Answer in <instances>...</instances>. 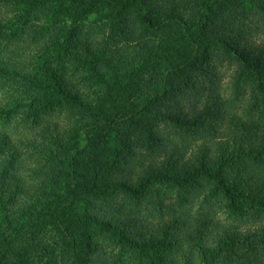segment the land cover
<instances>
[{
  "label": "rangeland",
  "instance_id": "obj_1",
  "mask_svg": "<svg viewBox=\"0 0 264 264\" xmlns=\"http://www.w3.org/2000/svg\"><path fill=\"white\" fill-rule=\"evenodd\" d=\"M43 1H13L2 5L5 11L0 7V17L4 13L12 20L0 27V59L9 61L10 47L14 71L37 77L35 83L28 82L25 87L31 99L19 103L16 92L22 87V75H14L13 81L10 74L0 72V131L9 136L13 145L27 138L47 143L51 139L41 137L46 126L53 134L69 129L82 135V119L105 123L102 117L113 115L103 152L109 163L105 170L112 180L133 178L135 185L146 163L168 166L172 173L183 175L185 162L191 166L200 162L207 167L218 162L222 180L234 188H246L250 178L253 185L264 181V162H249L234 147L226 148L223 158L230 160L225 165L217 158V149L221 143L224 146L233 119L243 120V126L257 122L260 127L256 135L263 134L264 81L259 84L249 72L241 75L239 59L215 40L220 32L214 31L206 39L201 31L205 0H179L180 19L176 25L164 21L156 29L140 22L135 0H90V5L99 2V9L91 12L83 11V0H64L54 8L48 0ZM234 4L233 12L224 13L228 20L226 32H231L226 36L229 42L238 52L248 46L264 48V0H237ZM48 8L51 18L57 16L52 23H44L42 17ZM56 42L62 44L61 53L53 47ZM75 54L87 57L84 59L88 62L82 60L75 66ZM182 58L192 63L190 74L180 87L167 89L166 76ZM48 78L54 81L50 86L45 84ZM59 92L78 100L65 105ZM205 106L210 107L208 117L197 113ZM176 116L186 126L178 125ZM49 169L44 156L37 157L30 149L24 151L15 169H0V224L13 225L1 236L14 244L34 236L36 241L50 244L52 255L57 257L61 252L56 238L59 215L58 211L51 213L47 206L52 201L59 203L61 187L49 180ZM116 189L97 197H83L77 203L74 214L78 222L90 228L86 235H95L91 239L97 242L94 257L85 264H120L112 258L119 250L114 234L93 229L94 223L86 215L94 203L96 207L115 204L117 210L107 209H113L112 219L136 214L139 225L159 221L161 215L178 218L173 238L148 254L150 258H160L155 264H184L183 256L189 249L182 240L187 231L201 234L202 242L214 244L225 241L232 233L244 234L264 224V204L260 200H230L214 180L196 171L183 179L150 182L138 195ZM39 222L40 227L35 225ZM45 223L46 229L42 227ZM198 241L196 237L194 242ZM31 245L40 247L36 242ZM50 256L35 253L34 261L23 264H48ZM122 259L123 264L152 262L143 253L133 257L127 253Z\"/></svg>",
  "mask_w": 264,
  "mask_h": 264
},
{
  "label": "trees",
  "instance_id": "obj_2",
  "mask_svg": "<svg viewBox=\"0 0 264 264\" xmlns=\"http://www.w3.org/2000/svg\"><path fill=\"white\" fill-rule=\"evenodd\" d=\"M21 0H0V7L2 5H8L9 3ZM46 1V0H44ZM43 1V2H44ZM50 5L60 6L64 0H48ZM80 1V0H79ZM159 2L157 5H152L153 2ZM224 1V3L221 2ZM237 0H205L207 7L205 8V17L201 26V31H204L206 39H210L211 33L220 32L219 36L215 37L217 42H220L227 48L228 53L232 54L234 58L239 59L241 62L242 73L244 76L252 74L259 82L264 81V48H252L250 46L239 50L229 42L230 30L226 32L225 24L228 22L224 17V13L235 9V2ZM81 3L85 5L84 10L88 9L91 12L92 9H99L97 5L98 1L90 5V0H83ZM234 4V5H233ZM44 6V4H42ZM134 9L137 13V17L145 26L150 29H156L163 25L165 22L168 24L177 23L180 19V13L178 7L181 5L179 0H135L133 3ZM42 6V7H43ZM3 11L5 8L2 7ZM46 9V8H45ZM50 8L45 10L42 17L45 18L44 23H52ZM58 12V11H57ZM233 12V11H232ZM58 14V13H57ZM56 14V15H57ZM212 17V19L210 18ZM11 18L4 13L0 17V27L3 24H10ZM165 21V22H164ZM215 21V22H214ZM1 42V38H0ZM12 42L9 41V44ZM13 44V43H12ZM85 50L88 49V42H85ZM51 46L46 47V50H50ZM58 53L62 51V44L58 42L53 44ZM62 48V49H61ZM8 47L9 61H3L0 59V72L14 75H22V87L16 93H18L17 102L24 103L26 100H30V92L26 90L28 82H34L35 78L29 76L25 72L18 73L14 71L12 63L14 62V52ZM85 56L75 54L72 56L74 65L78 62L87 63L88 60L84 59ZM87 58V57H85ZM88 59V58H87ZM186 62V63H185ZM192 63L187 61V58H182L176 61L174 67L168 72L166 76L165 85L170 89H176L181 86L183 80L189 76ZM54 77V74H51ZM33 79V80H32ZM17 80V79H16ZM15 80V81H16ZM45 84L51 85L52 78L45 80ZM35 83V82H34ZM62 91V90H61ZM58 94L61 95L59 92ZM67 96L62 93V103L69 105L75 103L78 99ZM22 96V97H21ZM210 107L205 106L201 108L197 113H201L204 117H208ZM113 115L102 117V121L105 123L91 121L90 119L83 120L84 132L81 135L77 131H70L69 129H63L61 132L56 131L52 133L49 127H45L42 130L43 139L51 140L47 143L37 142L32 139H26L25 141H19L20 144L13 145L9 136L0 131V158L4 161H0V169H15L16 163L21 160L24 151L30 149L34 155L44 156L45 161L50 168L49 180L56 182L60 185V192H58L59 203L51 202L49 206L50 212L58 211L56 220V230L60 245V256L56 257L53 251L50 250V244L47 242L40 243L36 241L34 236L31 240L22 241L21 243L14 242L1 236L6 233L10 222L5 225L0 224V264H23L24 261H34V255L40 253H46V258L50 255L48 264H85L94 257L93 251H95L97 242H94L91 238L87 237L86 232L89 233L90 228L82 227L77 220L76 213L77 203L82 200L83 197L101 195L108 190L117 188L116 191L121 189L125 194L138 195L142 193V190L146 185L153 181H160L163 179H172L174 177L183 179L188 177V173L193 172L201 173L207 178L214 180L217 188L222 194L230 200L236 199H248L250 201H261L264 204V181L252 184V178L248 181L246 188H234L233 185L224 182L220 173V164L214 162L212 166H205L203 163H197L191 166L190 163L185 162L183 165V175L179 172H173L166 166L161 168L159 164L152 165L146 163L143 173L138 175L135 185H133V178L130 180H120V182L112 180L109 176V172L105 170L109 167V163L105 161L103 152L105 149V141L108 137V124L114 122ZM131 116L129 118H133ZM180 116H176L175 120L178 125L186 124L181 121ZM198 119V118H197ZM234 120L231 129L229 130V136L224 143L221 142L217 151V158L222 160V164H226L230 159L223 158L226 148L234 147V151H237L242 157L247 158L249 162H264V132L258 136L257 130L259 129V123L255 122V125L245 124L243 126V120ZM81 120H79L80 122ZM236 121V122H235ZM57 128V125H55ZM186 128V127H185ZM58 129V128H57ZM48 137V138H47ZM84 141V145H82ZM25 148L24 150H21ZM180 165V162H178ZM196 169V170H194ZM182 170V171H183ZM6 182V180H1ZM260 183V184H259ZM119 188V189H118ZM93 209L86 213L89 220L94 223L93 229H99L101 231L112 232L115 236V243L118 244V252L114 253L112 258H116L120 264L123 262V255L129 254L131 257L145 254V256L151 260V264H155V260L160 258H150L148 254L156 250L158 247L167 245L168 241L173 238L175 230L178 226V218L172 216H160V220H152L145 225H139V216L136 214H125L121 218H111V210H107L110 207L118 209L115 204L104 207H96V203L93 204ZM98 206V205H97ZM50 214V213H49ZM7 225V226H6ZM36 226H41V223H36ZM32 226V224H30ZM44 229L48 226L43 224ZM35 228V227H34ZM193 232V231H192ZM187 231L182 242L186 249H189L185 255V251H180L185 255L183 256L184 264H264V224L259 225L251 231L242 233H232L225 238V241L214 244L208 242H202L200 240L201 234ZM110 234V233H108ZM195 237V238H194ZM196 237H199L198 242ZM39 245V248H34L32 243ZM180 242L179 247H181ZM22 246V250H18V247ZM17 247V248H16ZM183 250V251H182ZM19 251V252H18ZM123 253V254H122ZM178 256V253L172 258L173 260ZM179 260V259H177ZM175 260V261H177ZM174 261V262H175Z\"/></svg>",
  "mask_w": 264,
  "mask_h": 264
}]
</instances>
